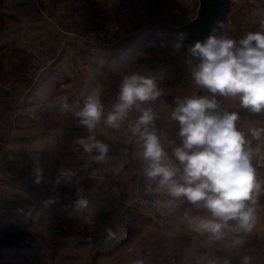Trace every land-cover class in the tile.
I'll return each instance as SVG.
<instances>
[{"label": "clouds", "instance_id": "clouds-1", "mask_svg": "<svg viewBox=\"0 0 264 264\" xmlns=\"http://www.w3.org/2000/svg\"><path fill=\"white\" fill-rule=\"evenodd\" d=\"M254 14L258 30L240 39L224 34L223 22L216 21L203 41L183 52L181 44L174 46L202 93L174 97L167 119L178 126L176 138L167 137L156 123L160 116L153 105L165 96L162 74L125 73L114 101L104 98L101 82L82 90L71 103L66 95L57 97L61 109L87 131L75 143L96 161L112 151L108 142L97 139L99 127L130 133L125 143L136 146L144 194L152 197L155 214L179 213V223L165 234L176 238L182 228L191 234L186 264H233L230 253L240 250L238 264H256L248 244L264 207V11ZM221 100L236 106L229 109ZM241 110L249 115L242 118ZM133 112L138 115L131 118ZM129 151L125 147L122 155ZM34 172L39 182L42 170L36 167ZM75 176V171L62 169L56 184L71 183ZM75 195L74 209H86L88 190L77 187ZM185 204L191 207L180 212ZM153 259L137 258L131 264H152Z\"/></svg>", "mask_w": 264, "mask_h": 264}, {"label": "rangeland", "instance_id": "rangeland-1", "mask_svg": "<svg viewBox=\"0 0 264 264\" xmlns=\"http://www.w3.org/2000/svg\"><path fill=\"white\" fill-rule=\"evenodd\" d=\"M34 1L39 3V7L44 12L46 21L49 24L48 29L44 30V33L48 36H41L42 34H40L33 40L43 41L49 51L57 56V62L52 67L53 71L56 72L53 79L56 84L50 83L42 86L35 90L37 92V94L33 95L35 98L28 97V94L32 91L30 89L31 85L27 80V68L30 61L28 48L33 40L24 46L26 50L22 51L23 56L21 58L14 55L13 50L10 48L0 52L1 85H8L9 88L10 86L13 87L12 83L14 84L15 76H11L9 72L14 71V68L21 64V67H19L21 72L20 82L12 88L13 116H17L18 113H27L30 116V120L19 122L13 117L11 125H18L19 131L16 129L14 132H9L7 139L0 135V191H3L1 190L2 188L5 189L4 196L7 204L6 209L0 213V219L5 218V213L11 209V202L8 198H13L17 191L22 190H19L14 184L15 178L21 179V176L27 170L30 171L31 168L35 167L41 169L46 164L47 158H43V156L34 158V155L28 152L30 149L38 150V147L29 145L30 139H27L31 135L42 134L45 129H51L56 134L63 129L58 141L59 144L61 143V149H64L66 153L64 160L85 158L83 172H81L82 165L81 167L72 166L67 168L75 171L76 175L77 172H80L78 174L80 180H78L76 186L75 184H68V187H70L67 189L68 195L75 194L77 187H84L88 190V200L95 199L96 196L110 197L112 201L107 202V200H104L102 203L108 207L109 211H113L117 205H119L118 207L126 205L128 199L141 191L140 186H137L136 180L133 179L132 184L125 186L124 191L118 190V193L114 194L113 188H116L117 184L114 182L117 171L115 172V169L110 168V163L112 164L115 159L113 154L110 152L105 160L96 161L84 153L83 149L75 143V139L87 135V131L77 124L70 111H64V116L60 120H43L42 115L50 102L59 104L57 97L60 95H66L69 103H71L82 90L92 87L97 82H101L105 86L104 98L106 100L111 98L114 101L115 96L118 94L119 81L125 73L135 71L141 74H162L165 80L160 86L165 90V96L160 101H157L153 107L160 116V119L156 121L157 127L162 129L167 137L170 136L169 132L171 129L167 131L168 127L166 125L170 123L167 117L171 107L174 106V98L166 99L164 97L171 93L176 96L200 94L201 90L197 89L192 82L189 70L184 66L182 59L179 58V54L174 49L176 44H181L183 46L181 52H183L193 41L182 42L170 36L168 32L172 28L182 25L195 17L199 0H46V4L40 0ZM58 7H60V10H55ZM179 10L180 13L178 12ZM47 15L49 19L46 17ZM258 19L259 17H251L246 9L244 0H233L223 32L234 38L236 35H245L249 31H256L259 28ZM4 23V20H0V28H2ZM50 25H52L54 30L61 33L60 38L54 37V31L49 33ZM114 25L127 27L130 31V36L107 53L115 54L119 52L122 54L124 52V58H112L107 66L108 71H105L103 69L104 60L96 63L93 60L94 58L87 57L83 50L88 51V49L82 37L90 29ZM70 32L73 33L70 34ZM153 35H158L160 39L148 38ZM140 42L143 44L128 57L130 48ZM20 61L22 62L20 63ZM117 67H120V69ZM8 73L11 77L8 76ZM28 99H34V102L30 105L24 103ZM221 101L222 106L229 109H234L236 106V102ZM240 114L242 118L249 115L247 110H241ZM136 115L138 113L133 112L131 118ZM251 118L254 120L262 119L260 116ZM34 119H37L38 122L33 121ZM5 124L7 123H0L3 126ZM122 130L126 129L112 130L101 126L96 131L97 139L108 142L112 149L117 146L121 149L129 147L130 151L127 157L130 158L131 162H134L136 159V146L127 145L125 143L126 140L123 142L124 138L127 139V136L121 135L124 132ZM119 131L122 133L119 134ZM40 148L42 149V147ZM9 149H19L22 154L11 155L8 152ZM69 151H76V153L72 157ZM11 165L14 167L13 170H11ZM120 169L118 173L122 171ZM14 173L21 174L11 178L12 175H15ZM22 179L25 182L27 181L26 174L23 175ZM25 195L28 196L26 192ZM69 198L73 199L76 196L72 195ZM31 207L35 209L33 207L38 206H34L33 201ZM93 209L90 203L86 209H83L86 213L78 225H71L68 223L70 218L61 220V217L57 215L51 227V237H48V239L45 232L35 230V228L32 231L40 234L41 238L35 236L21 238V230L33 226V224L27 225V222L21 224L18 228L9 232L10 240L13 239L15 244H10V246L14 245L10 249L0 251V264H49V259H52L53 264H61L60 259L65 254H69L72 258L70 264H96V256L90 246L89 249L87 246H83L79 250L71 249V246H69L76 241L75 239L72 240L75 236H77L78 240H89L96 236L98 227L102 228L103 225L105 226L104 221L101 223L102 219L98 221L95 217L92 220L93 211H97ZM116 213L112 215H116ZM53 226L65 228L71 232L76 231V234L72 238H68V240H61L59 236L53 235ZM45 239H47L46 243ZM31 240L38 243L36 249L32 251H17V242L24 243Z\"/></svg>", "mask_w": 264, "mask_h": 264}, {"label": "crops", "instance_id": "crops-1", "mask_svg": "<svg viewBox=\"0 0 264 264\" xmlns=\"http://www.w3.org/2000/svg\"><path fill=\"white\" fill-rule=\"evenodd\" d=\"M40 1L45 2V4L47 3L46 0ZM55 10H60V7ZM46 17L49 19L48 15ZM0 20H4L5 22L2 28H0V52L10 48L13 50L14 55L21 58L23 56L22 51L25 49L24 46L29 41L37 38L40 34H42L41 36H48L44 33V30H46L49 23L46 21L44 12L39 7L37 1L0 0ZM49 33L55 34L54 37L56 38L61 37V33L54 30L52 25L49 26ZM71 33L73 32H70V34ZM21 62L22 61H20V63ZM19 67H21V64L16 66L14 71L9 72L11 76H15L14 84L12 83L13 87L17 86L20 82L21 72ZM9 73L8 76H10ZM13 87L10 86L9 88L8 85L4 86L0 84V123H7L5 126L0 125V135L6 137V139L9 132H14L16 129L19 131L18 125H11L13 117H15L17 122L30 120V116H28L27 113H18L17 116H13L14 106L11 96ZM35 94H37L36 91L29 94L28 97L33 98ZM200 94L202 93L200 92ZM174 97H176V95L171 93L164 98L173 99ZM33 100L34 99H28L24 103L30 105L34 102ZM63 113L64 111L59 104L50 102L42 117L44 118L43 120H60L64 116ZM33 121L36 123L38 122L37 119ZM168 122L170 121L168 120ZM166 126L168 127L167 131L171 129L169 132L170 136L168 137L176 138L178 126L175 125L174 122H170ZM62 130L63 129H61V131ZM61 131L56 134L51 129H45L42 134H34L27 138L30 139V142H28L29 145L38 147V150L30 149L28 152L33 154L34 158H39L40 156L47 158L46 164L41 167L42 175L39 178V182H37V176L34 172L36 167L31 168L30 171L27 170L23 174H26V182L22 179L23 175L21 176L22 180L15 178L21 173H14L15 175L11 177L15 178L16 181H14V184L18 189H22L21 191L28 194L27 198L31 206L33 201L34 206H38L33 207L35 209H33L31 213V223L29 224H33V226L29 227V230H34V228L35 230H42L47 234V239L51 237V227L57 215L61 217V220L70 218L68 223L71 225H78L81 223L86 213L83 209L79 211L74 209L73 201L75 198L71 199L69 197L75 194L68 195L67 193V189L70 188L68 184H75L76 186L78 180H80L78 175L73 177L71 183L56 184V179L61 170L68 168L58 162V153L62 148L60 145L61 143L59 144L58 141ZM122 131L124 132L122 133L119 131L118 133H122L121 135H126L127 137L130 135L126 130ZM125 140L126 138H124L123 142ZM40 147H42V149ZM8 152H10L11 155L22 154V152H19V149H9ZM111 153L115 159L112 164L110 163V168L115 169V172L117 171L115 175L116 180L114 181L117 183L115 187L120 191H124L125 186L132 184L133 179H135L137 186H140L142 190L146 185V181L142 173V166L137 158L134 162H131V160H129L130 158L122 155V149L118 146L112 149ZM11 168V170H13V165H11ZM119 169L122 170L120 173H118ZM132 170L133 175L131 174ZM72 191L74 190L72 189ZM104 200H107V202L112 201L110 197L96 196L95 199H89V203L92 204L93 210H97L93 211V215H91L92 220L95 217L98 221L102 219L101 223L104 221L106 227L104 225L102 228L98 227V231L95 234L96 236L89 240H78L77 236H75L72 240L75 239L76 241L69 245L71 249L79 250L83 246H87L88 249L91 247V250L94 251L96 256V264H131L134 259L143 257L154 258L153 264H186L183 260V256L187 251H190L191 234L183 228L176 238H171L165 234L167 231L170 232L173 229L174 224L179 223L177 219L179 213L177 216L170 217L165 225L158 226L148 217L140 215L134 209L126 205L121 207L117 205L113 211H109L108 207L102 203ZM262 204H264V200H262ZM189 207L191 206L187 204L183 205L180 212H183ZM113 213H116V215H112ZM260 216L261 220L254 234L250 237L248 244L255 252L256 264H264V207L260 210ZM42 227L43 229H41ZM75 234L76 231L72 232L71 236L63 240H68V238H72ZM47 239H45V243ZM230 255L234 257L233 264H238L239 256L243 255V250H240L239 253H230ZM71 259L69 254H65L60 259L61 264H70V261L72 262ZM48 263L53 264L52 259H49Z\"/></svg>", "mask_w": 264, "mask_h": 264}, {"label": "built area", "instance_id": "built-area-1", "mask_svg": "<svg viewBox=\"0 0 264 264\" xmlns=\"http://www.w3.org/2000/svg\"><path fill=\"white\" fill-rule=\"evenodd\" d=\"M245 6L251 17H258L254 13L264 11V0H244ZM180 13V10L178 11ZM130 36V31L125 26H100L87 31L82 37L87 49L94 54H107L119 43L125 41ZM30 61L27 68V80L31 87L37 85L39 81L52 69L57 62V56L53 55L46 44L41 40H33L28 48ZM144 188L126 201V206L134 209L140 215L148 217L158 226L165 225L170 217L155 214L151 207V196H145ZM0 191V213L6 207L4 188ZM153 264V261H152Z\"/></svg>", "mask_w": 264, "mask_h": 264}, {"label": "trees", "instance_id": "trees-1", "mask_svg": "<svg viewBox=\"0 0 264 264\" xmlns=\"http://www.w3.org/2000/svg\"><path fill=\"white\" fill-rule=\"evenodd\" d=\"M244 35H236L234 36V39H240L242 38ZM148 38H156V39H160V37L157 35H153L152 37H148ZM180 41H184V40H180ZM143 43L140 42V43H136L134 45V47H131L130 48V53L128 54V57L132 55L133 51L137 50ZM87 57L89 58H94V62L98 63V61L100 60H104V67L103 69L105 71H108L107 70V66L109 64V61L112 59V58H124V52L122 54H120L119 52L118 53H115V54H94L92 52H90L89 50L88 51H85L83 50ZM127 51V50H126ZM118 66V65H117ZM118 69H120V67H117ZM54 69L52 68L40 81L37 85H34L32 86L30 89H32L31 92H34L36 89L42 87V86H45L47 84H50V83H55L56 84V81L53 82V79H54V76L56 75L53 71ZM31 92L29 94H31ZM28 94V96H29ZM66 150V149H65ZM70 153V156H74V154L76 153V151H69ZM65 151L64 149H61V151L59 152V158H58V162L60 164H63L65 166H67L68 168L69 167H72V166H79L81 167L82 165V169H81V172H83L84 170V161H85V158L83 157L82 159H68V160H64V156H65ZM80 172H77V175L79 174ZM8 198V197H7ZM8 200H10L11 202V209L9 212H6V216L5 218L3 217L2 219H0V251H5L7 250L8 248L10 249V247L12 248L13 246H10V244H15L14 240H10V233L12 230L18 228L21 224L27 222V225H29L31 222V213L33 211L32 207H31V204H30V201L29 199L27 198V196L25 195V192L24 191H17L15 193V196L11 199L8 198ZM53 235H57L61 238V240H63L64 238L68 237V236H71L72 232L68 229H64V228H61V227H55L53 226ZM54 235V236H55ZM32 236H35V237H40L41 238V235L40 234H37L35 233L34 231L32 230H29V228H24L21 230V238H25V237H32ZM53 236V237H54ZM38 246V243L34 240H31V241H26V242H17V251L18 252H22V251H32L34 249H36Z\"/></svg>", "mask_w": 264, "mask_h": 264}, {"label": "water", "instance_id": "water-1", "mask_svg": "<svg viewBox=\"0 0 264 264\" xmlns=\"http://www.w3.org/2000/svg\"><path fill=\"white\" fill-rule=\"evenodd\" d=\"M233 0H199L195 17L188 22L172 28L168 34L184 41H203L216 21H222L224 28ZM224 31V29H223ZM181 34L183 38H181ZM196 63L197 61H193Z\"/></svg>", "mask_w": 264, "mask_h": 264}]
</instances>
